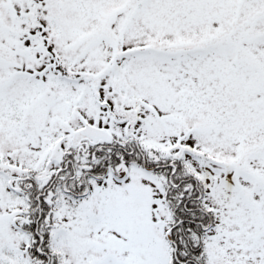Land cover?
Listing matches in <instances>:
<instances>
[{"label": "snow or ice", "instance_id": "snow-or-ice-1", "mask_svg": "<svg viewBox=\"0 0 264 264\" xmlns=\"http://www.w3.org/2000/svg\"><path fill=\"white\" fill-rule=\"evenodd\" d=\"M0 264H264V0H0Z\"/></svg>", "mask_w": 264, "mask_h": 264}]
</instances>
